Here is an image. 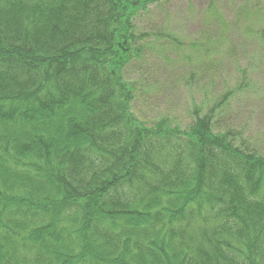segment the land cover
Listing matches in <instances>:
<instances>
[{
	"label": "trees",
	"instance_id": "16d2710c",
	"mask_svg": "<svg viewBox=\"0 0 264 264\" xmlns=\"http://www.w3.org/2000/svg\"><path fill=\"white\" fill-rule=\"evenodd\" d=\"M162 1L0 0V264H264L258 144L135 115Z\"/></svg>",
	"mask_w": 264,
	"mask_h": 264
},
{
	"label": "rangeland",
	"instance_id": "374dc122",
	"mask_svg": "<svg viewBox=\"0 0 264 264\" xmlns=\"http://www.w3.org/2000/svg\"><path fill=\"white\" fill-rule=\"evenodd\" d=\"M138 28L148 35L138 45L156 47L147 43L124 73L140 91L133 104L138 118L186 127L197 112L217 109L221 127L241 128L264 153V0H164ZM206 41L209 52L198 53L194 44Z\"/></svg>",
	"mask_w": 264,
	"mask_h": 264
}]
</instances>
